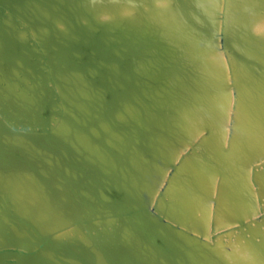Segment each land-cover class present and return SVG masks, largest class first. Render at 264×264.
<instances>
[{
    "label": "bare ground",
    "instance_id": "bare-ground-1",
    "mask_svg": "<svg viewBox=\"0 0 264 264\" xmlns=\"http://www.w3.org/2000/svg\"><path fill=\"white\" fill-rule=\"evenodd\" d=\"M0 9V264H264V0Z\"/></svg>",
    "mask_w": 264,
    "mask_h": 264
},
{
    "label": "rangeland",
    "instance_id": "rangeland-1",
    "mask_svg": "<svg viewBox=\"0 0 264 264\" xmlns=\"http://www.w3.org/2000/svg\"><path fill=\"white\" fill-rule=\"evenodd\" d=\"M6 10H8V7H6ZM1 9H0V13H1ZM101 22L104 23V18H102ZM17 28H20L19 26ZM42 29H46V26L45 27H42ZM36 31V30H35ZM220 228V227H217V229Z\"/></svg>",
    "mask_w": 264,
    "mask_h": 264
}]
</instances>
